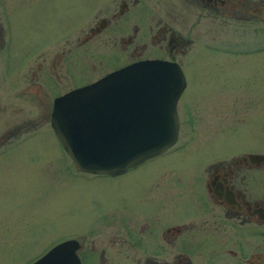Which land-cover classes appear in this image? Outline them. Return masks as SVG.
I'll return each mask as SVG.
<instances>
[{"label":"flooded vegetation","instance_id":"af4514ba","mask_svg":"<svg viewBox=\"0 0 264 264\" xmlns=\"http://www.w3.org/2000/svg\"><path fill=\"white\" fill-rule=\"evenodd\" d=\"M45 1L0 0V175L8 178L10 188V179L13 183L18 179L15 163L30 160V145L57 146L76 169L71 233L33 260L70 239L75 264H264V146L247 145L219 155L207 151L214 142L219 147V140L193 138L203 127L201 118L205 129H216L212 117L220 114L223 104L228 106L240 95L264 99V87L242 93L232 85L237 82L232 78L230 85L223 82L216 102L185 100L190 55L205 49L216 52L219 62L236 61L227 52L250 49L240 48L243 44L232 38L228 42L222 25L236 19L256 23L251 29L264 32V0H97L100 4L67 0L77 9L65 16L85 17L74 38H62L60 15L54 27L40 30L31 46L28 42L18 61L15 39L20 29L15 16L26 9L37 11ZM261 49L264 45L252 48ZM142 59H163L181 68L177 140L122 172L81 170L52 126L56 97ZM182 127L188 137L180 139ZM50 134L55 139L41 137ZM190 143L193 148L187 154L183 150L164 155ZM107 178L118 182L111 184ZM10 221L0 227V264H15L21 254L24 264H30L25 261L29 240L14 234ZM16 238L19 243L22 239L20 247Z\"/></svg>","mask_w":264,"mask_h":264},{"label":"rangeland","instance_id":"374dc122","mask_svg":"<svg viewBox=\"0 0 264 264\" xmlns=\"http://www.w3.org/2000/svg\"><path fill=\"white\" fill-rule=\"evenodd\" d=\"M96 2L101 3L97 0ZM96 2L93 4L94 6L98 5ZM76 9V4L73 1L46 0L37 11L26 9L23 13L16 15V23L20 29V31L17 30L15 39L17 42L15 53L18 61L23 59L25 54L23 49L26 48L27 44H30L28 42H31V46L34 41L39 39L40 30L43 33L49 27H54L60 15L62 38L73 39L77 34L76 27L85 20V17L72 20L65 14ZM256 25V23L237 21L236 19H230L227 23H223V37L227 38L228 42L233 39V42L243 44V47L239 44L240 48L250 49L239 53L227 52V55L234 57L236 61L223 60L219 62L216 52L205 49L195 50L190 55L187 65L190 87L187 88L185 100L186 98L190 101L197 100L196 102L201 100L205 104L210 101L216 102L218 101L219 88H222L223 82L230 85L232 78L237 80L232 85L242 93L263 91L264 49L256 51L252 48L254 46L261 48L264 45V32L251 29ZM48 34L51 35V33ZM230 38L232 39L230 40ZM6 85L3 83L2 86L6 87ZM211 97L213 99H209ZM15 100L21 102V99L16 98ZM21 105L22 103L14 106ZM205 110L207 109L205 108ZM219 113L212 117L213 123H217L216 129L213 127L209 130L205 129L204 123L206 121L203 117L201 118L203 127L200 126L195 131L194 137L192 136L196 141L213 138L222 143L218 147L216 146L217 143L214 142L213 147L207 148L209 153L232 154L247 148V145L257 149L263 148V98L253 99L240 95L230 101L228 106L223 104ZM187 133L186 128L182 127L179 138H187ZM38 135L34 137L38 138ZM50 135H42L41 137L49 140L55 139L52 134ZM190 145L192 143L177 152L168 150L164 155L178 154L183 150V153L187 154L190 148H193ZM29 148L30 160L23 162L20 159L19 163L16 162L14 166V176L19 180L15 179L13 183V179H10L11 187L7 188L8 178L0 175V227L10 224V220H12L15 227L14 234L26 235V239L29 240L28 252L26 251L29 258L25 261H33L41 251L47 249L56 240L70 235L72 176L76 171L69 158L63 159L66 153L63 151L61 156L57 146L35 148V145H30ZM105 180L111 184L118 182L112 178ZM16 185L19 187L17 188ZM6 188L9 191L5 197L3 192ZM21 240L19 243V238H16L18 246L21 245ZM22 256L23 254L17 261L24 264V256Z\"/></svg>","mask_w":264,"mask_h":264},{"label":"water","instance_id":"95a60500","mask_svg":"<svg viewBox=\"0 0 264 264\" xmlns=\"http://www.w3.org/2000/svg\"><path fill=\"white\" fill-rule=\"evenodd\" d=\"M181 68L143 59L56 97L52 126L84 171L118 173L171 146L178 137ZM71 240L31 264H75Z\"/></svg>","mask_w":264,"mask_h":264}]
</instances>
